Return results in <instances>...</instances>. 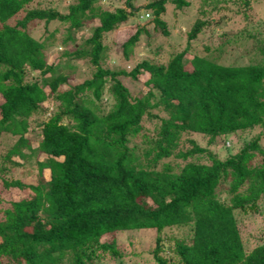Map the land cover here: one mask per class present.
<instances>
[{
    "label": "trees",
    "instance_id": "1",
    "mask_svg": "<svg viewBox=\"0 0 264 264\" xmlns=\"http://www.w3.org/2000/svg\"><path fill=\"white\" fill-rule=\"evenodd\" d=\"M263 6L0 0V264H126L116 234L146 229L169 264L171 228V264H264L238 227L263 212Z\"/></svg>",
    "mask_w": 264,
    "mask_h": 264
},
{
    "label": "rangeland",
    "instance_id": "2",
    "mask_svg": "<svg viewBox=\"0 0 264 264\" xmlns=\"http://www.w3.org/2000/svg\"><path fill=\"white\" fill-rule=\"evenodd\" d=\"M133 4H138L141 0H132ZM170 13V11H168ZM264 13V6L263 9L258 12L254 13V16L252 15L254 20H257V17L262 15ZM168 14V13H167ZM190 12L187 14L189 15ZM144 17H146V13L143 14ZM142 15L140 14V17ZM172 17V18H171ZM168 19V23L170 25H174V31L177 30H183L186 25L182 24L180 16L179 15H170L166 17ZM44 33V29L41 26H37L36 29L33 31V35L40 36ZM86 34V31L84 32ZM116 34V31L111 32L107 34L106 40L111 41L113 40L114 36ZM56 37H58L56 35ZM62 50V47L59 45V42L52 46L49 49V56L51 54H59ZM146 51V50H145ZM145 53L144 50L140 52ZM142 55V54H141ZM50 60V58H49ZM39 119L34 120L30 119L29 123L30 125H36ZM14 140V137L11 136L9 138L4 139L7 143H4L6 146L9 145ZM230 143L229 141H226L225 145H228ZM2 148L0 146V154L2 153ZM263 212L260 214H252L247 217H243L240 222L238 223V227L240 228L242 240L244 242V247L246 251H250V249L254 246V244L257 242L258 237L264 236V203H263ZM147 230V229H146ZM146 230H140L141 232H133V233H120L117 235V240L119 243L125 244L127 248H129L126 252V264H132L131 262H134L136 264H158L154 262L151 258V256L148 253V250L151 249L154 246V232L149 233L145 232ZM143 231V232H142ZM165 235H167L163 240V251L160 252V255L165 257L169 264H171V261H176L177 257L173 251L174 246V239L181 238V236L184 234V231L180 230L177 231L176 228L166 229L164 232ZM131 237V238H130ZM131 241V242H129Z\"/></svg>",
    "mask_w": 264,
    "mask_h": 264
}]
</instances>
